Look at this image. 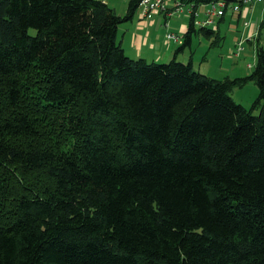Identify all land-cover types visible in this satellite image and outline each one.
Masks as SVG:
<instances>
[{
  "label": "trees",
  "instance_id": "16d2710c",
  "mask_svg": "<svg viewBox=\"0 0 264 264\" xmlns=\"http://www.w3.org/2000/svg\"><path fill=\"white\" fill-rule=\"evenodd\" d=\"M138 7L0 0V264H264V42L211 77L177 60L220 39L191 17L172 60L133 59ZM248 80L257 115L230 96Z\"/></svg>",
  "mask_w": 264,
  "mask_h": 264
},
{
  "label": "rangeland",
  "instance_id": "374dc122",
  "mask_svg": "<svg viewBox=\"0 0 264 264\" xmlns=\"http://www.w3.org/2000/svg\"><path fill=\"white\" fill-rule=\"evenodd\" d=\"M128 4V0H111L110 5L115 6L117 12L120 15L125 14V7ZM256 4V3H255ZM262 4V1H259L256 5ZM206 4H202L199 6L201 11H205L207 9ZM259 8V7H258ZM155 16L158 25H161L164 21V16L162 14ZM140 17V10L139 8L135 11L133 19L137 20ZM263 15L261 14V10L257 9L253 18H247L250 22H255L258 27L261 25V21L263 19ZM186 18V21L190 19V16L186 12H180L171 18H169L170 27L173 28L175 22L181 21V19ZM144 21L150 22V25H154L156 20H150L151 18H142ZM130 21H124L120 24L119 33L122 34L123 30L125 29V24H128ZM166 22V17H165ZM164 22V23H165ZM163 23V24H164ZM243 25V20L240 23V30ZM169 27V28H170ZM170 30H173V29ZM149 29H152L149 27ZM126 30V29H125ZM218 30V29H216ZM262 35L264 36V25L261 27ZM35 29H31L30 32L35 33ZM161 33H164L163 27L160 29ZM178 31V30H175ZM220 32V39L213 43L214 37L207 36L204 33L194 34L192 39V44L187 45L185 48L180 49L177 52V60L182 61L184 63H188L189 61L194 62V69L200 70L206 75L217 79H225L226 77L236 78V77H246L253 69L256 63V53H254L252 49V45L249 43L250 41L247 40V37L242 38L244 40V49L238 54V52H234V54H238L235 56L232 51L234 47L231 49L229 48L233 44V33L228 31L226 27H221ZM126 32V31H125ZM178 34V32H175ZM166 32L164 34L166 40ZM180 34V41L177 44H173L170 50H165L163 55L159 58L157 54L153 53V49L149 48L147 54H144L148 62L156 61L158 63H167L172 60L175 50L184 42V37H181ZM163 37V39H164ZM173 40V39H171ZM237 42L235 43V45ZM230 49V50H229ZM126 54L133 58L131 51L127 49ZM150 54V55H148ZM132 55V56H131ZM206 57V58H205ZM140 58V57H139ZM133 58V59H139ZM143 58V57H142ZM156 58L155 60H153ZM251 63L252 66L249 67L248 64ZM230 96L237 102L244 105L246 108L250 109L253 107V104L256 102L259 96V87L253 80L246 81L242 86H236L230 91ZM261 105H257L253 107L252 112L253 114L257 115L260 113Z\"/></svg>",
  "mask_w": 264,
  "mask_h": 264
},
{
  "label": "crops",
  "instance_id": "0c3cea01",
  "mask_svg": "<svg viewBox=\"0 0 264 264\" xmlns=\"http://www.w3.org/2000/svg\"><path fill=\"white\" fill-rule=\"evenodd\" d=\"M110 5L111 0H104ZM259 2H256V4ZM254 4L251 8L246 7L243 9L242 12L238 13H227L224 17L217 18L216 23L213 28H217L218 30H221V27H226L228 31L233 33V44L229 47L232 51V48L235 46V43L239 40H241L244 37H248L250 35H254V38L249 42L252 45V49L255 53V43L258 41V38L261 37L260 42H264V36L261 34L262 30L261 27L264 25V17L262 19V23L260 27L255 22H249L247 18H253L254 14L257 9L261 10V14L264 16V2L262 4L256 5ZM111 7L115 6L110 5ZM259 7V8H258ZM117 10V9H116ZM125 14L127 12V6L125 7ZM156 14L152 17H150V20L155 19V16L158 17ZM164 21L165 22V15ZM156 20V19H155ZM243 20V25L241 30L240 23ZM130 21L128 24H125V29L123 30L122 34L120 35L119 29H118V39L120 43L122 44L125 51L129 49L132 53L133 58H139L143 57L146 60H148L146 57H144V54L148 52L149 48L153 49V53L157 54V56L160 58L165 50H170L173 44L179 43L180 39L177 41H167L165 40L164 34L165 32L169 31L172 27L167 28L165 24L158 25L157 20L154 25H150L148 21H144L141 16L137 20H128ZM175 25H173V32H178V35H182L188 30L189 21H186V18L181 19V21L175 22ZM152 28V29H149ZM163 27L164 33L162 34L160 29ZM178 30V31H175ZM126 31V32H125ZM166 36V35H165ZM164 37V39H163ZM192 44V43H191ZM191 46V45H190ZM229 49V50H230ZM150 55V54H148ZM206 58V57H205ZM154 58L153 60H155ZM192 61V60H191ZM194 64V62L192 61ZM194 66V65H193ZM249 66V64H248Z\"/></svg>",
  "mask_w": 264,
  "mask_h": 264
},
{
  "label": "built area",
  "instance_id": "2783aa9c",
  "mask_svg": "<svg viewBox=\"0 0 264 264\" xmlns=\"http://www.w3.org/2000/svg\"><path fill=\"white\" fill-rule=\"evenodd\" d=\"M264 0H242L240 2H234L230 0H217L213 2L206 3L207 9L201 11L199 7H195L193 3H185L182 0H139V10L141 18H150L156 14H164L166 17V26H169V18L180 13L186 12L192 21L195 27H212L215 25L217 18H221L227 13L239 12L242 5L252 6L256 2ZM166 39L177 41L179 35L173 31H168L166 34ZM248 39H251V36H248ZM244 40L241 39L237 41V44L234 46V52H240L244 49ZM238 54H234L238 56ZM252 64L249 63V67Z\"/></svg>",
  "mask_w": 264,
  "mask_h": 264
},
{
  "label": "bare ground",
  "instance_id": "6f19581e",
  "mask_svg": "<svg viewBox=\"0 0 264 264\" xmlns=\"http://www.w3.org/2000/svg\"><path fill=\"white\" fill-rule=\"evenodd\" d=\"M234 2H236V1H234ZM253 6V5H252ZM252 6H245V5H242V7H241V10L239 11V12H242L243 11V9L244 8H246V7H249V8H251ZM232 13H238V12H232ZM251 36V39H253L254 38V35L252 34V35H250ZM255 39V38H254Z\"/></svg>",
  "mask_w": 264,
  "mask_h": 264
}]
</instances>
